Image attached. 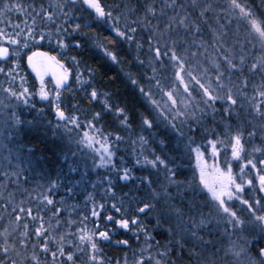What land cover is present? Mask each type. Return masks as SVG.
<instances>
[{"label":"snow or ice","instance_id":"obj_1","mask_svg":"<svg viewBox=\"0 0 264 264\" xmlns=\"http://www.w3.org/2000/svg\"><path fill=\"white\" fill-rule=\"evenodd\" d=\"M221 7L212 0H114L111 6H102L100 0H50L52 11L49 12L42 6L37 11L34 4L26 5L22 0H0V24L8 26L14 14L25 17L24 28L10 24L13 31L9 33L0 27V41L7 37L6 42L14 46L10 53L0 45V59L13 58L12 67L6 73L10 78L9 87L2 88L5 95L0 104L8 106L6 101L32 103L36 94L25 87L27 80L23 76L20 77L21 90L12 87L16 80L13 73L20 66V52L43 46L45 40L51 44L55 35V47L51 50L56 55L32 51L27 57L28 67L40 81L38 95L41 100L49 98L44 77L51 73L56 90L51 97V107L58 122L70 131L69 124L79 125L101 136L97 140L84 132L79 140L95 153L98 163L107 170L104 195H100L99 202L89 195L86 205H92V217H103L108 224L114 225L105 230L99 227L82 229L84 234L79 243L67 235L58 240L49 235L53 231L51 225L47 232L37 229L33 248L39 247L47 255L50 245H54L52 259L42 262L34 251L26 260L30 259L32 264H75L77 256L72 249L83 254L87 247L91 252L90 264H104L103 260L98 261L102 255L101 244L119 248L130 245L136 237L137 243L142 242L144 246L140 248L142 259L135 264H264V197L256 198L255 203H250L253 199L250 193L245 198V186L253 191L256 189V184L245 172L249 165L257 174L259 191L264 193V159H259L261 167L258 169L256 160H245L241 155L245 125L252 128L247 136L254 138L257 125L252 120L258 117L264 121V82L254 86V95L247 94V78L239 79L246 58L241 52L237 60L235 46L229 45L227 39L231 21L215 28L209 25V13ZM261 7H264V0H261ZM227 8L231 9L233 18L246 23L245 42L250 37L264 52V20L257 18L250 4L238 0H227ZM38 17L53 25L56 31H41V27L48 25L37 24ZM152 20L157 23L152 24ZM164 21L166 23H162ZM206 26L212 35L211 43L204 35ZM104 32L108 36L104 37ZM105 39L112 48L104 43ZM189 54L199 60L195 68L189 63ZM91 59H95L97 67L120 65V73L112 79H121L125 86L131 85L145 103V111L134 113L126 104L121 106L117 92L98 91L95 69L88 62ZM125 59L129 60V67L138 66L136 75L124 71ZM158 64L172 66L175 80L171 84H163L157 76ZM70 69L74 81L70 80ZM249 71L259 73L264 81V56L252 63ZM0 73H4L3 67ZM85 74L88 79H84ZM64 90L82 91L84 98L100 107L85 112L79 105H73V110L84 120L81 125L75 115L66 116L60 110V95ZM157 94L163 103L157 100ZM234 127L235 134L229 139L231 160L218 161L219 146L224 143L220 137H228ZM109 128L112 131H108ZM260 131L264 133V125ZM113 132L116 133L114 137ZM128 141L131 142L130 156H121L119 163L114 162L118 146ZM198 141H206L207 147ZM95 144L100 147L94 148ZM253 151L264 155L260 148ZM207 155L212 158L211 164L207 162ZM193 158L194 167L191 165ZM231 161L239 162L238 174ZM186 164L192 168L191 175L184 167ZM129 184L134 185L135 192L124 191L117 197V187ZM44 199L54 207L56 204L69 206L67 201L54 202L48 195H44ZM109 200L112 201L110 205ZM15 211L13 208L9 215ZM62 211L56 208L54 215ZM20 219L21 216L16 215V220ZM87 220L85 214L81 223ZM152 221L149 229L145 222ZM67 223L72 226L74 222ZM0 235L5 236V243L0 246V264H8L7 229ZM31 235L25 225L19 241L22 247ZM157 235L160 241L155 239ZM152 249H157L154 255ZM145 252L150 255L143 258ZM11 264L16 261L12 260Z\"/></svg>","mask_w":264,"mask_h":264},{"label":"trees","instance_id":"obj_2","mask_svg":"<svg viewBox=\"0 0 264 264\" xmlns=\"http://www.w3.org/2000/svg\"><path fill=\"white\" fill-rule=\"evenodd\" d=\"M22 2L26 5L34 4L37 11H39L41 6L49 12L52 11V9L49 8L50 0H22ZM100 2L103 6H111L114 0H100ZM115 2H119V0H115ZM212 2L214 4H220L223 7L214 8L212 12L209 13V25L215 28L218 25L231 21V27L227 30L228 43L229 45L235 46L237 60L240 58L239 53L242 52L247 61L243 74L240 75L239 79L244 81V78H247V94L249 96L254 95V86L264 81H262L259 73L253 74L249 69L252 63L257 62L264 56V52L261 51L258 43L251 41L250 37L248 42H245V37L248 36L247 25L243 20L233 18L231 9L227 8V0H212ZM238 2L250 4L256 12L257 18L259 20H264V7H261V0H238ZM159 7L160 5L157 4V8ZM171 14L172 13L169 12V15ZM217 17H219V19H217ZM132 18L133 17H130L129 19ZM39 22L40 25H48L47 27H41V31L47 32L51 30L53 33L56 31L55 27L48 24L46 20L40 19ZM121 23H123V21H121ZM151 23L155 25L157 21L152 20ZM162 23H166V21ZM204 35L207 41L211 43L212 35L207 26L205 27ZM106 36H108V33L104 32V37ZM181 39H183V36H181ZM55 42L56 37L53 35L51 44L45 40L43 46H38L36 48L29 47L25 49L24 52L42 50L51 54H56V52L51 50L55 47ZM104 43L109 48L113 47L107 39L104 40ZM144 47L146 52L147 45L145 44ZM201 51H203V49ZM229 51H232V49L229 48ZM29 52L22 54L21 57H19L18 63L20 65L19 69L24 70L23 76H25L27 80L26 86L29 88L30 92L35 93L37 89L36 80L28 72L24 64V58ZM181 53L183 54V49H181ZM132 55H135V53ZM88 62L92 65L93 69H95L98 91L104 92L105 89H108L117 92L121 106L126 104L129 110L134 113H143L145 111V103L140 99L138 93L131 85L125 86V83L121 79H112L116 74L120 73V65L110 68L104 65L97 67L95 59H91ZM189 63L195 68L199 60L192 58L189 54ZM66 66L68 65L66 64ZM123 68L125 72H131L133 75H136L138 70V66L135 64L129 67L128 59L124 60ZM157 68L159 69L157 76L163 84L168 85L175 80V71L170 64L167 66L158 64ZM139 71H144V69H139ZM105 72L108 73L107 76L104 75ZM148 74H151V69H148ZM212 75L214 78V74ZM74 79V75H71L70 80L74 81ZM84 79H88L86 74L84 75ZM235 79L236 77H234V80ZM2 80L4 81V79ZM18 83L20 82L18 81ZM153 83L155 84V81H153ZM196 87H198V85ZM17 88H19V85H17ZM165 90H167V88ZM89 91H91V89H89ZM157 95L160 97L159 94ZM100 100L103 101L104 97L101 96ZM60 101V110L64 111L66 116L75 115L81 125L84 124V120L79 112L73 110V105H79L85 112L100 107L98 103L84 98L82 91L73 92L72 90H64L61 92ZM10 102L12 101H6L5 103L8 105ZM13 102L16 103L15 115H12L15 120L12 121V119H9L6 123H0V233H4L7 229V243L10 249L8 264H11L12 260H15L16 264H32V261L30 259L26 260V257H31L34 251L39 255L42 262L45 260L50 262L52 259L51 251L55 250L54 245H50L51 250L47 255L42 253L39 247L36 249L33 248V244L37 242V229H42L47 232L49 225H51L53 231L49 233V235H54L57 240L61 236L67 235L77 242L78 236L74 239V233L77 230L85 228L92 230L97 227H99L100 230H105V228L111 229L114 227L113 224H108L104 221L103 217H92L90 211L92 205L90 203L86 205V199L89 195L98 202L100 201V195H104L103 189L105 187L104 181L107 178V170L97 163V160L90 155L86 146L81 144L79 140L83 137L84 132L96 135L99 139H101V136L97 135L94 130L87 127H80L79 125L74 126L69 124L68 127L71 128V131L65 128L58 122V118L55 116L54 110L51 107V98L46 102H42L35 95L32 103L25 104L23 101ZM6 112H9L8 109H6ZM244 115L245 114L242 112L241 116ZM248 118L250 119V117ZM252 123L257 125L255 130L256 135L254 138H249L247 136V131H252V128L250 125L246 124V131L242 139L244 147L242 157H244L245 160L248 158L256 160L257 168L259 169L261 167L259 165V159H264V155H261L260 152H254L253 150L256 148L264 150V133L260 131V127L264 125V121H261L257 117L252 120ZM96 127H101V125H96ZM160 129L163 130V125H160ZM108 131H112V128H109ZM138 131L139 129H137V132ZM153 131L155 132L156 129H153ZM235 131L236 129L234 127L233 131L228 134V137H220V139L224 140V143L219 146L218 161L231 160L227 153L229 150L231 151L229 139L231 135L235 134ZM115 134L116 133L113 132V137ZM127 135L128 134L125 133L126 140ZM145 135H148V133H145ZM132 138L135 139L136 136L134 135ZM198 142L206 145V141ZM118 149L114 161L116 163H119L121 156L125 158L130 156L131 142L128 141L125 144L119 145ZM231 162L234 168L238 170L236 171L238 173L239 164L236 165V161ZM194 163L195 160L193 158L191 161L192 167H194ZM184 167L188 170V174L191 175L192 168L187 164L184 165ZM245 172L248 173L251 179L255 178V175H257L255 171L251 169L250 165L246 167ZM14 173H18V175ZM252 180L254 182V179ZM111 182L112 181H109V183ZM124 191L134 193V185L118 186L116 196L119 197ZM42 192L44 193L43 195L41 194ZM256 193L258 195L257 198L264 197V195L259 192ZM44 195H48L54 202L65 200L67 201V205H74L75 207L60 204H56L54 207L53 205L47 204L43 197ZM111 202V200L108 201L109 205ZM13 208L16 209L15 214L9 215L13 212ZM21 208L24 209L23 212L20 211ZM56 208H62V213L54 215ZM29 212H31V214H29ZM85 214L88 215V220L81 223ZM16 215L21 216L19 221L16 220ZM33 217H36V219H33ZM57 217L59 223L57 222ZM69 220L74 222L72 226L68 225L67 221ZM145 223L147 227L151 229L154 221ZM25 225H27V230L31 232L32 235L26 241V246L22 247L19 241L21 239V234L25 232ZM96 237L98 240V233ZM43 239V237L40 239L41 245L43 244ZM155 239L160 241L161 237L157 235ZM4 243L5 236L0 235V246ZM142 246H144L142 242L137 243L136 237L132 238L130 245L121 246L119 248L110 244H101L102 255L98 257V261L103 260L104 264H109V262L110 264H125V261L127 264H135L136 260L142 259L140 255V248ZM13 248L15 251L12 250ZM72 251H74L77 256L75 264H90V252L88 249H84L83 254H81L78 249H72ZM156 251L157 249H152L151 254L154 255ZM149 255V252H145L143 258ZM177 255H179L178 250ZM172 258L175 259V256ZM157 259H159V257H157Z\"/></svg>","mask_w":264,"mask_h":264},{"label":"rangeland","instance_id":"obj_3","mask_svg":"<svg viewBox=\"0 0 264 264\" xmlns=\"http://www.w3.org/2000/svg\"><path fill=\"white\" fill-rule=\"evenodd\" d=\"M103 6V5H102ZM86 7V6H85ZM5 19H7V18H5ZM40 19H42V18H37V24H40ZM19 20V21H18ZM43 20V19H42ZM24 21H25V17H23V16H21V17H18V16H16L15 14L13 15V17L11 18V21H10V24H19L20 25V28H24ZM45 21V20H44ZM28 23H31V20H28ZM10 24L8 25V26H5V25H3V24H0V27H3V28H5V31L6 32H12L13 31V29L11 28V26H10ZM17 31H19V29H17ZM21 39V41H22V39H23V37H21L20 38ZM6 40H7V37L5 38V40H3V41H0V45H2V46H4V47H6V48H8L9 49V52L11 53V50H12V48L14 47V46H12V45H10V44H8L7 42H6ZM27 49V48H26ZM25 51V49L23 50V51H21L20 52V56L19 57H21V55L22 54H25V53H27V52H29V51H26V52H24ZM34 51H41V52H46V51H42V50H34ZM31 52L32 51H30L26 56H25V58H24V64H25V68L28 70V72L34 77V79L36 80V83H37V89H36V91H35V94H36V97L37 98H39L40 99V97H39V95H38V92H39V89H40V81H38L37 79H36V76H35V73H33L32 72V70H31V68H29L28 67V63H27V57H28V55H30L31 54ZM49 54H51V53H49ZM51 55H56V54H51ZM61 62L62 63H64V61L63 60H61ZM12 64H13V58H6V59H0V67H3L4 68V73H0V76H1V78H0V99H3L4 98V93L2 92V88H7V87H9V83H7L8 81H9V77L6 75V73L8 72V70L12 67ZM66 66V65H65ZM67 67V66H66ZM23 70V69H22ZM21 69H16V71L13 73V75H15V77H16V80H15V82L12 84V87L14 88V89H16V90H21L20 89V83H18V81L20 82V77H22L23 76V73H24V70L22 71ZM57 71H59V69H57ZM4 78H3V77ZM6 76V77H5ZM24 78H25V76H23ZM175 77V76H174ZM2 79H4V81L2 80ZM70 79H71V70H70ZM175 79V78H174ZM44 80H45V85H44V87H45V90L46 91H49L50 92V95H49V98H51L52 96H54L55 95V93H56V90H55V86H54V82L52 81V76H51V73H49L48 75H46L45 77H44ZM7 81V82H6ZM6 82V83H5ZM176 83L177 84H179V81H176ZM17 85H19V88H17ZM25 87H27L26 85H25ZM180 91L182 92L183 91V88L181 87L180 88ZM48 98V99H49ZM156 98H157V100H161V98L157 95L156 96ZM48 99H44V100H41L42 102H46ZM164 99H166V97L164 98ZM162 103H163V100H162ZM16 103H14L13 101L12 102H10L9 104H8V106H5V104H1V106H0V123H6V121H8L9 119L11 120L12 119V121H14L15 120V118H14V116L12 117V115L14 114L15 115V110H16ZM6 109H8V111L9 112H6ZM9 114H10V116H9ZM14 118V119H13ZM93 136H95V138L97 139V140H99V138L96 136V135H93ZM206 147H207V144L205 145ZM93 147L94 148H98V147H100V145L99 144H95V145H93ZM87 148V150H88V152L90 153V155L93 157V158H95L96 160H98V158H96V156H95V153L90 149V148H88V147H86ZM230 149H231V145H230ZM228 154V157L231 159V151L229 150V152L227 153ZM241 155H242V153H241ZM206 159H207V162L209 163V164H211L213 161H212V158H211V156L210 155H207L206 156ZM219 159V158H218ZM97 163H98V161H97ZM99 164V163H98ZM195 164V163H194ZM235 164L236 165H238L239 164V162L238 161H236L235 162ZM227 165H224V167H226ZM234 171L236 172V171H238V170H236V168H234ZM237 173V172H236ZM239 173V172H238ZM237 173V174H238ZM256 173V172H255ZM255 173H254V175H255ZM249 177V176H248ZM250 178V177H249ZM252 179H254V182H255V184H256V189H255V191H253L251 188H249L248 186H245V198H247V193H250L251 194V196L253 197V199L252 200H250V203H255V201H256V198H257V193L256 192H259L260 194H262V195H264V193H261L260 191H259V186H258V182L256 181V175H255V178H252ZM41 195V194H40ZM44 197V196H43ZM86 229V228H85ZM84 233H83V231L82 230H77L75 233H74V239H75V237L76 236H78V238H77V243H79V241H80V236L81 235H83ZM84 249H88V248H84ZM89 250V252H90V249H88ZM90 255H91V252H90Z\"/></svg>","mask_w":264,"mask_h":264}]
</instances>
